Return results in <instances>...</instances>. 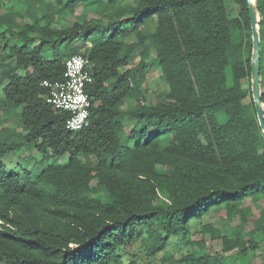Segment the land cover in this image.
I'll return each mask as SVG.
<instances>
[{
    "label": "trees",
    "instance_id": "trees-1",
    "mask_svg": "<svg viewBox=\"0 0 264 264\" xmlns=\"http://www.w3.org/2000/svg\"><path fill=\"white\" fill-rule=\"evenodd\" d=\"M231 2L235 15L225 0H0L1 264H251L264 244V205L244 225L264 202V131L248 2ZM253 2L264 113V0ZM79 53L91 105L73 131L40 83ZM149 67L165 86L153 103L140 91ZM27 149L39 157L7 170L2 157ZM216 207L221 227L239 223L227 235L202 224L191 240V220ZM174 238L197 248L174 258ZM132 244L144 262L124 259Z\"/></svg>",
    "mask_w": 264,
    "mask_h": 264
},
{
    "label": "rangeland",
    "instance_id": "rangeland-1",
    "mask_svg": "<svg viewBox=\"0 0 264 264\" xmlns=\"http://www.w3.org/2000/svg\"><path fill=\"white\" fill-rule=\"evenodd\" d=\"M225 4L227 5L228 13L230 15H235L237 7L234 6V4L231 2V0H225ZM79 12H80V8H77L76 14H78ZM93 16L95 17V15H93ZM58 24H60V23H58ZM67 24L70 25L71 23H67ZM232 38H233V40H235L234 35H232ZM80 49L82 50L81 46H80ZM21 73H23V71H21ZM226 73L229 76V68H226ZM164 87L165 86L163 85V83L161 82V80L159 78V71H157V69H155L153 67L152 68L151 67L146 68L145 80L140 85V91H141L145 101L148 103H153L155 100V94L158 91H160L161 89H163ZM133 103H134L133 99H126L125 98L122 100V106L123 107L132 105ZM7 122L9 124L14 125V120H12V119H8ZM12 130L14 131L16 129H12ZM30 154L32 157L33 156L39 157V155L37 153H32L30 149H27L24 151L19 150L17 152L7 153L6 155H4L2 157V161H4V163L6 164L7 170L19 172L20 171V165L24 163L22 158L27 156V155H30ZM66 161H67V155H64L63 157L58 159L57 162L58 163H65ZM32 163H33V161L29 162L27 164L28 165L27 167L30 168L32 166ZM258 205H260V204H258ZM258 205L257 204L251 205V210L248 213L247 221L244 224L245 229H247V230L252 228V221H253V219H255V217L258 213V208H257ZM261 205H264V202L263 203L261 202ZM223 218H224V210L222 209V207H218V208L216 207V208L211 209L208 214L203 215L200 218L191 220V224L189 226V233L191 234L190 239L191 240H197V239L202 238V234L197 230L200 228V226L202 224H205V223H211L212 225H214L216 227H220L221 232L223 234H226V235L230 233V228L232 226L239 223V219L236 217L227 226L221 227V221L223 220ZM207 235L208 234L205 235V238L208 240ZM260 237L257 239L258 240L261 239ZM213 247H214V249H220L219 244H217V242H215V241L213 242ZM196 248H197L196 246H190V245L186 244L185 241L180 239V238H174L170 241V243L166 247V251L172 253L174 258H178V257H181L182 255H184L188 249L196 250ZM139 249H140L139 246L132 244L128 247L122 248L120 250V252L122 253L124 259H128L129 257L132 256L131 254L138 252V253H140L138 255L140 258V261L144 262L146 257L144 256V254L142 252H139L140 251ZM160 255L161 254H158V256H160ZM263 261H264V244L261 245V249H259V252L252 259L251 264H261ZM151 264H160V262H159V260H154Z\"/></svg>",
    "mask_w": 264,
    "mask_h": 264
},
{
    "label": "built area",
    "instance_id": "built-area-1",
    "mask_svg": "<svg viewBox=\"0 0 264 264\" xmlns=\"http://www.w3.org/2000/svg\"><path fill=\"white\" fill-rule=\"evenodd\" d=\"M90 66L85 55L74 54L65 60L61 79H44L40 83L46 89L45 101L54 110L69 113L66 121L69 130H78L89 123L91 102L85 85L92 81Z\"/></svg>",
    "mask_w": 264,
    "mask_h": 264
},
{
    "label": "water",
    "instance_id": "water-1",
    "mask_svg": "<svg viewBox=\"0 0 264 264\" xmlns=\"http://www.w3.org/2000/svg\"><path fill=\"white\" fill-rule=\"evenodd\" d=\"M248 2V14L250 19V27L252 33V55L250 61L251 67V91L253 101L256 109V113L259 120V125L264 131V113L260 102V90H259V37L255 20V8L253 0H247Z\"/></svg>",
    "mask_w": 264,
    "mask_h": 264
},
{
    "label": "crops",
    "instance_id": "crops-1",
    "mask_svg": "<svg viewBox=\"0 0 264 264\" xmlns=\"http://www.w3.org/2000/svg\"><path fill=\"white\" fill-rule=\"evenodd\" d=\"M251 205H252V204H250V209H251ZM257 205H258V204H257ZM260 206H262V205H261V204H260V205H258V207H257V208H259ZM246 230H247V229H246ZM248 230H250V229H248Z\"/></svg>",
    "mask_w": 264,
    "mask_h": 264
}]
</instances>
